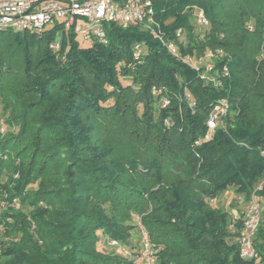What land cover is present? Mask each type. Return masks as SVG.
Instances as JSON below:
<instances>
[{"label": "trees", "instance_id": "1", "mask_svg": "<svg viewBox=\"0 0 264 264\" xmlns=\"http://www.w3.org/2000/svg\"><path fill=\"white\" fill-rule=\"evenodd\" d=\"M152 4L155 31L181 56L222 51L210 71L137 24L104 22L107 42L85 47L59 24L41 34L0 28V104L20 124L0 138V175L19 173L2 191L0 264H131L99 241L135 254L130 236L142 228L155 264H259L239 254L241 219L230 228L233 216L210 200L231 186L246 198L255 191L264 210V0ZM198 9L208 20L202 40ZM220 99L224 122L196 144ZM50 166L60 176L45 182ZM255 247L263 259L264 212Z\"/></svg>", "mask_w": 264, "mask_h": 264}, {"label": "built area", "instance_id": "2", "mask_svg": "<svg viewBox=\"0 0 264 264\" xmlns=\"http://www.w3.org/2000/svg\"><path fill=\"white\" fill-rule=\"evenodd\" d=\"M194 16L197 24L203 26L208 24L202 9L196 10ZM104 22H114L122 27L137 24L143 29H148L162 41L171 54L181 57L184 62L192 66L188 60L190 57L188 55L181 56L175 42L163 40L161 35L155 31L152 0H0V28L13 31L41 34L52 25L59 24L62 29H71L84 40L106 43L107 36L103 28ZM249 28H251L250 25ZM59 35L60 32L57 36L59 37ZM176 36L180 41L184 40L182 29H177ZM50 47L57 50L59 40L56 38L52 41ZM134 48L136 53L139 52L138 44ZM222 54L221 50L216 52V56H213L210 50L207 53L210 59L221 57ZM212 65L205 66V71H210ZM155 91L156 89H153V92ZM167 101L164 98L162 105H165ZM228 110L229 104L225 99H220L214 104L207 120L208 132L203 138H198L195 141L196 144L210 138L214 129L224 122L223 117L228 113ZM262 155L264 156V151H262ZM261 187L262 182L256 186V189ZM263 212L262 204L258 200L255 191H253L246 198L241 213L233 214V223L230 224V228H233L234 222L241 219L242 226L236 236L239 254L246 260L256 259L259 264H264V258L260 259L255 247V238L263 219ZM140 235L141 240L135 254H132L130 250H126L116 240H111V243L121 246L124 251L123 254L131 256L135 264L141 262L154 264L156 261L154 245L144 228L140 230Z\"/></svg>", "mask_w": 264, "mask_h": 264}, {"label": "rangeland", "instance_id": "3", "mask_svg": "<svg viewBox=\"0 0 264 264\" xmlns=\"http://www.w3.org/2000/svg\"><path fill=\"white\" fill-rule=\"evenodd\" d=\"M203 14H204V12H203ZM192 19H193V21H195L194 14H193ZM195 31L197 33H199L198 36H199L200 40H202L203 34H204L203 33L204 26L196 23ZM76 39L81 46L85 47V46H89L91 44V41L84 40L80 36H77ZM209 50L211 51V53H213V56H216V52L218 51V49L213 50V49H209V48H206L204 53L201 55H197L196 52H194L192 56L190 54H187L190 57L188 60L192 64V66H194L198 69L204 68V70H205V66L206 67L209 65L211 66V64L213 63V59H215V58L212 57V59H210V57H208L207 53ZM120 80H121L122 84H124V85L131 83L129 78L120 77ZM9 113H10V111L5 112L4 108L1 107V104H0V138H3L7 135H15L20 130V124L17 123L18 121L13 119ZM11 155L13 156L14 154L11 153ZM28 155H29V149L25 152L26 162L28 161V159H27ZM30 155H31V149H30ZM5 158L7 160H9L8 154L5 156ZM18 164H19V159H16L14 162V165L18 166ZM6 172L7 173L4 172L0 175V210L4 209L7 206V203L4 200V197L7 195V193L2 192V191L7 190V188H11V186L14 185V183H15L14 179L19 177L18 171H12L10 169ZM60 172H61L60 169H58L57 167L50 166L49 168H47V170L45 172L41 173V177L44 178L45 182H52L53 180H56L58 178V176H60L59 175ZM41 177H39V178H41ZM54 184H56V183H54ZM31 186L33 188H37L38 184L34 182ZM54 186H57V184ZM245 201H246V198L243 197V194L237 193L234 187L228 186L226 189L221 191L216 198L211 199L210 203L213 206H220L221 208L228 210L230 212V214L233 216L234 213H241V209L243 208ZM18 204H19L18 201L14 199L12 202V205L18 206ZM28 209H29L28 205H25L22 208V210L25 213H28ZM28 216L30 217L29 214H28ZM133 221L134 222L139 221V219L137 218V215L133 216ZM32 225H34V223ZM2 229L3 228L0 224V236H1V238H2ZM130 239H131V243L139 245L140 240H141L140 232L133 231L131 233ZM111 240H114V239H111ZM111 240H108L105 237H101L99 244L103 245L106 251H112L114 253L118 252V253L123 254L124 251H123V248L121 247L122 245L121 246L114 245L111 243ZM123 247H125L126 250H130V248L128 246L123 245ZM128 257H131V256H128ZM131 264H135V263H133V261H132ZM140 264H145V263L141 262Z\"/></svg>", "mask_w": 264, "mask_h": 264}]
</instances>
